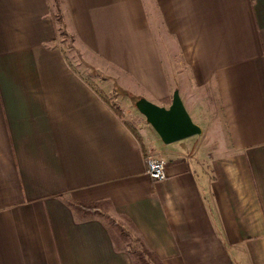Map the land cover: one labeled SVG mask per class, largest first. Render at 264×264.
Masks as SVG:
<instances>
[{
  "label": "crops",
  "instance_id": "obj_1",
  "mask_svg": "<svg viewBox=\"0 0 264 264\" xmlns=\"http://www.w3.org/2000/svg\"><path fill=\"white\" fill-rule=\"evenodd\" d=\"M58 1L87 63L159 105L177 89L201 132L165 143L125 96L134 132L74 64L54 0H0V264H134L70 201H104L163 264H264V0Z\"/></svg>",
  "mask_w": 264,
  "mask_h": 264
},
{
  "label": "water",
  "instance_id": "obj_2",
  "mask_svg": "<svg viewBox=\"0 0 264 264\" xmlns=\"http://www.w3.org/2000/svg\"><path fill=\"white\" fill-rule=\"evenodd\" d=\"M134 105L165 143L201 132L200 126L192 121L177 89L173 90L168 106L156 104L142 96L135 100Z\"/></svg>",
  "mask_w": 264,
  "mask_h": 264
},
{
  "label": "rangeland",
  "instance_id": "obj_3",
  "mask_svg": "<svg viewBox=\"0 0 264 264\" xmlns=\"http://www.w3.org/2000/svg\"><path fill=\"white\" fill-rule=\"evenodd\" d=\"M67 39L64 42V47L67 50L68 54L72 57L74 64L79 66V68L81 69V71L83 72L84 77L89 80V81H96L97 83L100 82H107L110 87H112V89L114 90L112 92L109 91H102L100 90L99 92L109 101V103L111 104H115L122 112V117L125 118V122L132 128L135 130V125H136V121L137 118L132 116L131 112H125L123 113V100H125V96L127 98H130V105L128 103V108L132 109V111L135 112V105H134V101L131 99V97L127 94H125L121 88L115 83V81L107 74L101 72L100 70H98L97 68H95L94 66L90 65L89 63H87L79 54V52L77 51V49H75L72 44L71 41L68 37H66ZM163 44V48L165 50V54H167V59L168 62L167 64L168 66V70L170 73L171 71H181L182 67L181 64L179 62V57H178V50L176 47V44L174 42V40L171 38H169L167 41H162ZM181 67V68H180ZM119 94L118 98H115V96L117 94ZM116 99V100H114ZM130 106V107H129ZM139 113V112H138ZM139 116V114H136ZM141 117V116H140ZM192 119V117H191ZM193 122H195L192 119ZM127 231H129V229L124 225L123 226ZM132 235H135L132 231H129ZM115 234L117 236V240L119 241L120 245H123L124 247L126 246V240H130L128 238H124L121 234H119V232L117 231V229H115Z\"/></svg>",
  "mask_w": 264,
  "mask_h": 264
},
{
  "label": "trees",
  "instance_id": "obj_4",
  "mask_svg": "<svg viewBox=\"0 0 264 264\" xmlns=\"http://www.w3.org/2000/svg\"><path fill=\"white\" fill-rule=\"evenodd\" d=\"M55 5V16L57 21L60 23V32L61 34H64L65 37H68L72 44V38L67 32V30L64 28L62 15L59 7V1L54 0ZM116 83V82H115ZM125 94L129 95L128 91L121 89ZM131 99L135 102L139 96H133L129 95ZM105 98V97H104ZM106 99V98H105ZM107 102H109L106 99ZM111 107L113 108L114 112L122 117L121 110L115 105L111 104ZM128 125V124H127ZM129 126V125H128ZM130 127V126H129ZM131 128V127H130ZM131 130L134 131V129L131 128ZM135 132V131H134ZM70 204L76 207H79L80 209L93 213H98L102 216H104L109 223L117 229L119 234H121L125 239L128 238L130 240H126V246L125 248L131 255L134 264H163L162 260L145 244V242L138 236L132 235L129 231H127L121 223L116 221L114 218H112L109 213L107 212L106 203L104 201H94V202H78V201H70Z\"/></svg>",
  "mask_w": 264,
  "mask_h": 264
},
{
  "label": "built area",
  "instance_id": "obj_5",
  "mask_svg": "<svg viewBox=\"0 0 264 264\" xmlns=\"http://www.w3.org/2000/svg\"><path fill=\"white\" fill-rule=\"evenodd\" d=\"M145 171L154 182L161 181L166 177V161L155 152H146L144 155Z\"/></svg>",
  "mask_w": 264,
  "mask_h": 264
}]
</instances>
